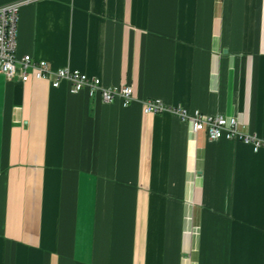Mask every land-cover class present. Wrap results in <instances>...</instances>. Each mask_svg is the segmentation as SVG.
<instances>
[{
  "label": "crops",
  "instance_id": "0c3cea01",
  "mask_svg": "<svg viewBox=\"0 0 264 264\" xmlns=\"http://www.w3.org/2000/svg\"><path fill=\"white\" fill-rule=\"evenodd\" d=\"M24 2L17 53L131 86L106 104L0 73V264H264V0Z\"/></svg>",
  "mask_w": 264,
  "mask_h": 264
},
{
  "label": "built area",
  "instance_id": "2783aa9c",
  "mask_svg": "<svg viewBox=\"0 0 264 264\" xmlns=\"http://www.w3.org/2000/svg\"><path fill=\"white\" fill-rule=\"evenodd\" d=\"M24 2H13L0 6V73L8 81L28 82L32 77L50 82L53 88L63 83L68 85L71 94L88 92L90 96L99 94L106 104L120 101L124 106L135 101L133 87L125 85L118 88L105 87L98 78L71 69L53 70L43 60H34L30 55L17 53V29L19 13ZM146 114L178 113L183 122L188 123L194 133L205 132L208 139L236 140L251 146L255 152L264 148V138L255 134H245L239 129V122L233 117L209 116L200 112L189 114L185 110L169 108L161 100H146L143 103Z\"/></svg>",
  "mask_w": 264,
  "mask_h": 264
}]
</instances>
